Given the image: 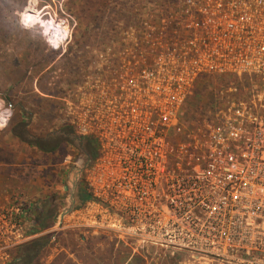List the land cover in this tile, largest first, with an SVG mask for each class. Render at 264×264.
<instances>
[{
    "label": "built area",
    "instance_id": "1",
    "mask_svg": "<svg viewBox=\"0 0 264 264\" xmlns=\"http://www.w3.org/2000/svg\"><path fill=\"white\" fill-rule=\"evenodd\" d=\"M145 8L79 50L51 96L62 127L96 144L82 173L89 200L72 215L142 249L264 264V0ZM205 81L202 106L193 95ZM39 233L27 195L0 193V264Z\"/></svg>",
    "mask_w": 264,
    "mask_h": 264
},
{
    "label": "rangeland",
    "instance_id": "2",
    "mask_svg": "<svg viewBox=\"0 0 264 264\" xmlns=\"http://www.w3.org/2000/svg\"><path fill=\"white\" fill-rule=\"evenodd\" d=\"M163 1L0 0V166L17 162L18 144L62 136L58 105L51 96L65 90L79 63V50L100 47L131 14ZM66 33L72 40L62 54L60 39ZM209 91L207 82H202L194 91L195 103L206 105ZM84 156L75 140L73 145L64 144L51 157L56 167L48 169L54 174L47 177L49 188L38 198L26 194L40 233L16 253L19 264L29 251L35 257L33 264H208L186 253L121 243L111 230L79 227L72 212L63 217L73 199L74 210L85 205L80 193L86 175L71 179L83 167L75 163ZM31 166L37 170L39 159Z\"/></svg>",
    "mask_w": 264,
    "mask_h": 264
},
{
    "label": "crops",
    "instance_id": "3",
    "mask_svg": "<svg viewBox=\"0 0 264 264\" xmlns=\"http://www.w3.org/2000/svg\"><path fill=\"white\" fill-rule=\"evenodd\" d=\"M26 141V140H25ZM29 143L28 141H26ZM23 143L17 145L19 155L17 162H6L0 166V192L23 191L31 199L38 198L49 188L50 180L47 177L54 176L49 168H55L56 164L51 163L54 153H44L39 151L34 145ZM33 153H36L34 156ZM48 156V157H47ZM39 159L37 170H32L30 163ZM47 158H50V162ZM50 172V174H49ZM53 172H57L56 169ZM33 173V174H32ZM42 175L39 178L37 175ZM5 198L2 197L1 200Z\"/></svg>",
    "mask_w": 264,
    "mask_h": 264
},
{
    "label": "trees",
    "instance_id": "4",
    "mask_svg": "<svg viewBox=\"0 0 264 264\" xmlns=\"http://www.w3.org/2000/svg\"><path fill=\"white\" fill-rule=\"evenodd\" d=\"M61 133H62V136L57 137L55 139H50V140L46 139L45 141L36 140V141H31L29 143L31 145H34L41 152L54 153L58 151L64 144L73 145V139L71 138V136L74 135L75 133L74 130L71 127L65 126L61 129ZM82 139L86 141L87 150L91 154L92 158H95L97 155L95 142L90 138H82ZM80 200L82 202L89 200V196L84 190H81ZM32 246H33L32 248H35L36 244L33 243ZM20 249L17 251V254L18 252H20ZM32 254H33L32 251L27 252L25 257L21 259L22 260L21 262H23L22 264H33L35 257L34 255L31 256ZM19 255H16L15 258H19ZM19 262L17 261L13 264H19Z\"/></svg>",
    "mask_w": 264,
    "mask_h": 264
},
{
    "label": "water",
    "instance_id": "5",
    "mask_svg": "<svg viewBox=\"0 0 264 264\" xmlns=\"http://www.w3.org/2000/svg\"><path fill=\"white\" fill-rule=\"evenodd\" d=\"M71 138L73 139V141L75 140L77 143L80 144V146L82 147V149H83V151L85 153V156L87 157L86 163L83 165V167L76 169L77 179H78L79 175H81L83 173L84 169H86L88 167V165L91 163L92 156L89 153V151L87 150L86 141L85 140H83L82 138H80L79 136H77L75 134L72 135ZM74 186L76 187L77 186V183H74ZM74 208H75V200L73 199L71 207H69L67 209V211H65V213L63 214V216L66 215V214L71 213L74 210Z\"/></svg>",
    "mask_w": 264,
    "mask_h": 264
},
{
    "label": "bare ground",
    "instance_id": "6",
    "mask_svg": "<svg viewBox=\"0 0 264 264\" xmlns=\"http://www.w3.org/2000/svg\"><path fill=\"white\" fill-rule=\"evenodd\" d=\"M76 177H77V172H75L74 175H72L71 179L73 180V179L76 178ZM73 181H74V180H73ZM73 181H72V182H73ZM72 186H73V184H72ZM73 187H74V186H73ZM75 200H76V199H75Z\"/></svg>",
    "mask_w": 264,
    "mask_h": 264
}]
</instances>
